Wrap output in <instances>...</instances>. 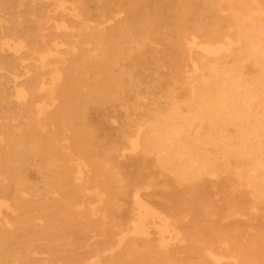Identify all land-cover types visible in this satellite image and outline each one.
I'll return each mask as SVG.
<instances>
[{"label": "bare ground", "instance_id": "6f19581e", "mask_svg": "<svg viewBox=\"0 0 264 264\" xmlns=\"http://www.w3.org/2000/svg\"><path fill=\"white\" fill-rule=\"evenodd\" d=\"M50 1L44 0L50 9L35 19L30 36L9 49L28 80L16 87L24 131L0 126V264H61L55 244L63 234L84 237L77 247L89 254L65 264H264L236 236L214 232L199 245L185 229L184 210L156 204L149 177L127 182L116 165L129 151L151 155L171 181L223 175L233 193L249 195L246 204H226L227 218L264 211L262 0H122L125 9L102 0L96 23L87 4L97 0ZM165 12L174 94L164 107L153 102L146 119L128 123L118 153L99 157L94 135L75 125L88 106L126 98L131 89L124 77L133 82L131 72L120 78L115 67L158 31L155 20ZM142 105L136 97L135 108ZM30 166L45 167L42 188L30 183ZM115 193L130 203L119 222L112 215ZM202 209L215 216L209 202ZM190 212L195 217L197 210ZM180 243H187V259L176 258Z\"/></svg>", "mask_w": 264, "mask_h": 264}, {"label": "rangeland", "instance_id": "374dc122", "mask_svg": "<svg viewBox=\"0 0 264 264\" xmlns=\"http://www.w3.org/2000/svg\"><path fill=\"white\" fill-rule=\"evenodd\" d=\"M35 2L36 7L33 8L32 0H0V126L11 128L15 134L22 133L25 126L24 107L16 99V87L25 84L28 79L24 76V69L20 64L17 65V57L12 55L9 49L25 41L32 33L31 28L35 19L42 18L50 9L45 8L44 0H35ZM107 2L111 8L116 6H120L121 9L129 8L127 4L122 3V0H107ZM261 2L264 8V0ZM104 3L102 0H97L87 4V12L92 23L97 22L95 18L104 8ZM151 5L150 3L149 8ZM144 14L145 9L142 8L141 16ZM164 14L166 19L163 17L155 20L159 25L158 31H152L145 40V45L135 46L137 48L132 51L131 60H126L115 67L114 75H119L120 78H122L121 71L131 72L133 82L130 83L128 77H124L126 90L131 89L126 98L122 101L106 100L88 106L84 118L75 125L76 128L85 127L94 135V153L99 157L111 155L113 151L118 153L123 146L121 135L128 133V130H125L128 123L146 119L149 109L156 104L164 107L168 94H174L177 85L172 78V63L166 54L172 47L165 43L169 28L165 29L162 25L164 21L170 22L171 15L169 12ZM50 31L53 32L54 29L50 28ZM83 48L94 50L98 47L84 44ZM24 49H21L22 54ZM252 75L254 71L250 70V76ZM136 97L137 103L143 104L140 108H135ZM116 160L117 171L125 181L137 180L141 183L145 181V177H149V183H153L150 200L156 204L179 207L186 212L185 229L194 233V236L200 240L199 245H204L202 238L214 232L236 236L243 247L253 246L254 255L261 257L264 263V211L255 212L252 216L227 218L226 204L233 200L246 204L249 195L240 190L233 193L235 185L226 180L225 176L210 181L202 179L191 183L175 182L157 166L151 155L136 156L127 151L124 157ZM45 172V167L39 172L34 166H30L28 171L30 183L42 188ZM139 174L143 178L136 179ZM114 197L115 209L112 210V215L119 222L130 209V203L123 194L115 193ZM204 201L209 202L215 216L207 218L204 215L202 209ZM191 209L197 210L195 217L190 212ZM68 237L69 234H63L62 239L57 240L55 244L57 246L55 257L63 260L61 264L79 255L89 256L86 249L77 247L78 244H84V237H75L71 240ZM67 241H71L70 246ZM186 245L187 243L175 245L177 259H187L183 252V247ZM48 255V258H53L52 254Z\"/></svg>", "mask_w": 264, "mask_h": 264}]
</instances>
